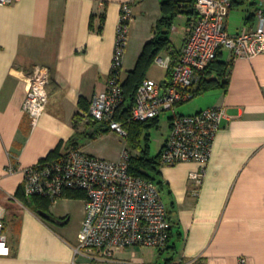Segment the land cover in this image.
<instances>
[{
	"label": "crops",
	"instance_id": "obj_1",
	"mask_svg": "<svg viewBox=\"0 0 264 264\" xmlns=\"http://www.w3.org/2000/svg\"><path fill=\"white\" fill-rule=\"evenodd\" d=\"M162 1L16 0L0 4V204L10 247V254L0 255V264H72L85 213L74 230L69 218L52 211L58 199L49 211L55 220L40 215L30 198L27 202L17 194L23 187L24 170L61 143L62 152L74 147L69 146L72 138L93 155L80 137L102 135L95 133L100 124L86 120L88 110L80 100L90 103L109 81L122 4L133 5L124 81L145 43L156 34ZM179 1L182 12L168 34L170 49L159 56L170 58L172 64L196 20V14L188 12L196 0ZM260 8L264 9V0H233L227 30L232 34L256 30ZM177 21L185 26L176 43L170 33L179 30ZM130 57L135 61L126 67ZM222 58L233 60L228 86L197 93L204 94L207 103L191 112L217 105L226 108L210 159L206 164L180 162L160 167V194L174 226L169 246L159 251L174 253L166 259L168 264H239L240 258H246L247 264H264V54L232 59L223 50ZM37 64L49 66L52 81L47 109L33 126L23 105L25 75ZM169 77L166 74L158 81L164 86ZM10 166L14 172L8 171ZM201 170V180L192 177ZM129 251L131 258L144 264L137 260L136 251Z\"/></svg>",
	"mask_w": 264,
	"mask_h": 264
},
{
	"label": "built area",
	"instance_id": "obj_2",
	"mask_svg": "<svg viewBox=\"0 0 264 264\" xmlns=\"http://www.w3.org/2000/svg\"><path fill=\"white\" fill-rule=\"evenodd\" d=\"M14 1L0 0V4ZM232 1H195L196 20L180 57L174 64L170 58H157L160 65L170 69L169 81L163 86L155 78L144 79L130 120L147 121L194 98L205 70L220 50H228L232 59L264 54V9L258 10L256 30L232 34L226 27ZM132 18L133 5L124 2L109 81L94 93L85 116L87 121H98L123 135H128V131L116 113L126 99L122 70ZM25 79L23 109L36 126L49 102L51 70L37 64ZM171 116L170 131L161 149V165L206 164L227 116L226 108L210 106L195 113L174 112ZM130 156L125 149L118 161H111L90 155L80 146L70 147L56 158L25 168L23 190L27 198L40 195L56 201L70 189L85 193V217L72 264H140L125 255L131 248L145 246L161 251L169 245L172 222L167 205L154 181L130 172ZM8 171L14 172L15 168L10 166ZM203 173L194 172L192 177L201 180ZM3 214L0 204V255H8ZM239 264H247L246 258H240Z\"/></svg>",
	"mask_w": 264,
	"mask_h": 264
},
{
	"label": "trees",
	"instance_id": "obj_3",
	"mask_svg": "<svg viewBox=\"0 0 264 264\" xmlns=\"http://www.w3.org/2000/svg\"><path fill=\"white\" fill-rule=\"evenodd\" d=\"M182 12V6L179 0H163L162 1V16L156 24V34L155 36L147 41L144 45L143 51L139 56L136 66L133 70L128 72L127 77L123 81V88L126 95L125 101L119 107L116 113V118L123 122L125 128L128 131V139H140L142 134V129L144 127H150L152 125H157L160 121L161 115L151 118L147 121H133L131 119L132 109L136 99V93L140 84L148 77V71L154 64L156 59L160 56L163 51L170 49V38L168 36L170 29L172 28L177 16ZM189 13L196 14V10L193 4L189 5ZM223 51H219L217 58L208 66L205 70L202 80L197 89V93H204L210 89L227 87L230 79V68L232 66L233 60L226 61L222 58ZM167 76H170V70L167 71ZM80 105L83 109L88 110L89 105L85 104V100H80ZM79 117V114H78ZM172 116L169 117L171 121ZM91 123L100 124L99 129L95 132L96 134H103L110 131V129L98 121H91ZM146 144L141 146V151L138 155H132L129 158V169L134 175L142 176L144 178L154 181L161 193L162 180L160 179V154L161 151L152 156L150 155V143L149 134L146 135ZM69 146L79 147L76 138L70 140ZM62 143L54 150H52L48 156L40 160L39 162H44L59 156L61 151ZM18 196L27 201V197L24 194L23 187L18 191ZM62 197L72 198V199H84L85 193L82 190L70 189L67 190ZM28 202V201H27ZM30 204L36 208V210H44L49 212L50 207L54 201L48 197L35 195L30 198ZM52 219H54L53 215ZM172 222V220H171ZM174 231V226H171V236L172 239ZM169 246V245H168ZM167 246V247H168ZM165 264H168L166 262Z\"/></svg>",
	"mask_w": 264,
	"mask_h": 264
},
{
	"label": "rangeland",
	"instance_id": "obj_4",
	"mask_svg": "<svg viewBox=\"0 0 264 264\" xmlns=\"http://www.w3.org/2000/svg\"><path fill=\"white\" fill-rule=\"evenodd\" d=\"M176 25L178 26L179 30L172 31L170 33L171 38L175 42L178 41L179 36L181 35L185 26L182 21H177ZM127 47H128V43H127ZM132 60H133L132 57L127 58V61L125 62L126 67H130ZM166 74H167V68L160 65L157 61L154 62V64L151 66L150 70L148 71L149 76L160 81L166 78ZM123 77H124V70H123ZM204 94H201L200 96L198 95L190 100H187L177 105V107H175L173 110L171 109L161 114L160 121L158 122L157 125L144 127L142 129V134L140 135V139H134V140L132 139L131 141H129L127 135H123L119 132L110 130L107 133H103L102 135L94 139L81 136L80 142L81 144H88L87 150L92 152L93 155L111 161H118L121 158V155L125 149H128L132 155L135 156L138 155L141 151V146H145L146 144V139H145L146 135L149 134L150 155L154 156L158 154L161 144L165 139L167 133L169 132V123H170L169 117L174 112L191 113L196 111L197 109H200L202 106L205 105V103H207L206 98L203 97L205 96ZM138 142L141 144V146L138 145L139 144ZM52 211L58 214H62L63 216H66L65 219L69 218L68 225L72 230H74L84 217L85 201L79 198L68 199V200L58 199L55 202ZM53 217H55V215H53ZM131 250L136 251L137 260L144 262V264H151V263L164 264L169 256L174 255L172 251H165L162 254H160L158 249H155L153 247H145V246L144 247L137 246L131 248ZM131 253H132L131 251H128L125 255L127 257H131Z\"/></svg>",
	"mask_w": 264,
	"mask_h": 264
},
{
	"label": "water",
	"instance_id": "obj_5",
	"mask_svg": "<svg viewBox=\"0 0 264 264\" xmlns=\"http://www.w3.org/2000/svg\"><path fill=\"white\" fill-rule=\"evenodd\" d=\"M38 213L40 214V215H42L43 217H45V218H52V216H51V214L49 213V212H47V211H44V210H38ZM59 223H61L62 221H60V220H57Z\"/></svg>",
	"mask_w": 264,
	"mask_h": 264
}]
</instances>
